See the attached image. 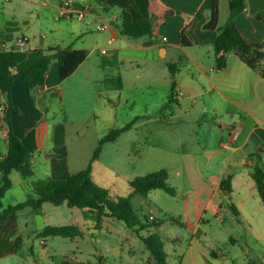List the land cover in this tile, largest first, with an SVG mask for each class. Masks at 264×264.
<instances>
[{
	"label": "rangeland",
	"instance_id": "rangeland-1",
	"mask_svg": "<svg viewBox=\"0 0 264 264\" xmlns=\"http://www.w3.org/2000/svg\"><path fill=\"white\" fill-rule=\"evenodd\" d=\"M42 21L48 34L57 29L54 22ZM61 25L56 38H71L65 43L87 49L86 69L64 81L58 78L59 85L46 94L49 113L35 105L43 100L33 94L31 106L21 102L18 109H11L9 121L31 152L34 169L32 178L23 179L20 174L18 178L33 189L35 183L47 179L50 157L53 164L65 166L69 173L80 172L91 162L103 137L133 123L116 141L103 146L99 160L92 163L91 175L96 185L119 198L130 194V182L135 178L167 172V184L175 190V196L158 189L147 198H132L131 204L141 224L152 223L151 217L160 222L158 228L147 231L160 235L168 263L264 264V206L250 176L253 168L234 172L242 183L234 184L232 198L218 187L220 179L230 173L224 170L223 157L229 149L219 147L220 131L212 117L204 115L211 107L210 96L205 94L194 106L189 101L163 104L164 81L153 82L147 75V63L130 68L128 62L120 61V56L110 57V51L121 45L119 41L109 44L100 31L81 36L85 23L77 19H62ZM94 46L96 50H92ZM103 50L109 53L104 55ZM109 65L124 73L122 91H114L100 81L101 68ZM175 65L183 79L191 82L192 75H186L184 61L178 60ZM87 68L91 70L90 77ZM17 99L21 100V96ZM3 130L0 120V155L8 149ZM215 151L216 160L208 162V156ZM23 199L18 185L8 193L4 204L13 205ZM232 205L240 212L238 216ZM46 213L52 224L78 225L83 211L47 203L41 219ZM136 230L122 221L105 218L100 229L90 228L82 239L47 237L43 248L41 239L33 237L32 251L21 248L18 257L2 259L0 264H62L65 257L83 264H156Z\"/></svg>",
	"mask_w": 264,
	"mask_h": 264
},
{
	"label": "crops",
	"instance_id": "crops-1",
	"mask_svg": "<svg viewBox=\"0 0 264 264\" xmlns=\"http://www.w3.org/2000/svg\"><path fill=\"white\" fill-rule=\"evenodd\" d=\"M67 1L0 0V51L12 49L47 50L68 47L87 51L85 47H78L76 43H65L69 42L71 38L68 41L60 37L56 38L57 30L63 28L62 19L84 21V34H81L84 37L93 35L94 31H100L99 27L106 24L107 28L100 31L104 32L102 35H105L106 41L109 44H114L117 41L121 43L120 46L110 51V57L120 56V61L128 62L130 68L147 63L149 68L147 75L152 78L153 82L158 81L157 79L164 81L162 83L166 91L162 96L166 102L164 101L163 104H172L169 102V97L173 83L175 84L173 100L177 104L180 101H189L194 106L201 103L205 94L210 96L211 107L204 115H210L217 130L220 131L222 141L219 147L223 150L229 149L223 156L226 166L224 170L230 172L227 178L230 180L231 193L224 192L226 195L232 198L234 184L239 186L242 183L234 172H240L244 167L254 169L257 164L264 168V79L247 67L234 53L225 54L226 67L224 69L217 68V58L223 54L217 55L214 51L218 33L204 29L210 19L213 0H134L138 12L131 9L129 0H70L69 13L63 7ZM245 2L246 9L236 18V27L248 43L264 44V0H245ZM218 3L219 25L224 26L230 16V0H218ZM124 11L131 12L135 21L150 19L154 28V36L150 39H131L123 35L122 14ZM80 12L85 13L82 20L76 16ZM42 18L54 22L57 29L48 34L45 31L47 28H44ZM183 30L191 43L189 47L182 46L181 33ZM20 41L24 44L21 45ZM96 49V46L92 48V50ZM108 53L103 50L104 55ZM178 60L184 61L183 68L186 75H192L191 82L183 79L181 71L174 76L171 74L169 66H174ZM87 61L74 74L86 69L84 67ZM101 69L103 75L100 81L119 79L122 82V89L112 88V90L122 91L124 73L114 65L104 66ZM90 75L91 70L87 68V76L90 77ZM58 78V63L54 60L44 87L31 89L23 80L17 79L12 89V108L20 107L21 102L26 103V106H31L30 97L33 94L37 99L43 100L40 105L39 101L35 105L49 113L45 104L46 94L59 85L60 78ZM19 95L21 100L17 99ZM11 129L14 135L20 139L12 121ZM3 136L8 148L5 132H3ZM35 140V144L38 146L36 136ZM6 153L7 151L0 155V160ZM216 157V151L212 152L208 156V162L216 160ZM53 161L54 159L50 157L48 166L45 167L47 179L58 180L57 177L65 179L68 174H72L65 166H57L53 164ZM31 163L33 165L32 159ZM15 173L17 172L14 171L10 175L13 185L2 199L3 209L10 206L4 204V200L8 193L15 189V186H20V192L24 196L20 202L26 201L32 195V188L18 178L19 173ZM250 176L252 177V175ZM227 178L220 179L218 186L220 191H222V180ZM1 184L0 178V186ZM20 202L16 201L13 205ZM46 207L47 203L39 211L27 207L15 215L8 216L5 220H0V260L18 257L21 248L24 247L32 251L33 237L41 239L40 244L43 248L47 245V237H42L43 230L47 226L59 225L50 223V215L46 218L49 213L45 214V219H41V214L44 213ZM81 214L78 225L69 224L80 227L84 234L83 237L75 239L87 237L91 227L85 221L83 213ZM190 254L191 260L194 262L192 245ZM204 259L209 262L206 256Z\"/></svg>",
	"mask_w": 264,
	"mask_h": 264
},
{
	"label": "trees",
	"instance_id": "trees-1",
	"mask_svg": "<svg viewBox=\"0 0 264 264\" xmlns=\"http://www.w3.org/2000/svg\"><path fill=\"white\" fill-rule=\"evenodd\" d=\"M133 11L138 12V7L134 0H129ZM245 0H230V16L224 26L219 25L220 9L218 0H213L210 19L205 24L204 29L216 31L218 33L214 44V51L218 55L217 68L226 67L225 54L234 53L247 67L260 75L264 79V44L248 43L236 27V18L245 11ZM122 32L131 39H150L154 36V28L150 19L135 21L131 12L124 11L122 14ZM181 43L183 47H189V42L184 30L181 33ZM88 52L84 49L74 50L68 48H50L0 51V102L5 105L3 114L4 130L8 149L6 155L0 160V220L7 219L10 215H15L27 207L35 211L43 208L45 203H50L56 207L67 205L69 208L83 211L85 221L90 228L100 229L104 218H113L122 221L128 228L135 230L140 239L145 244L150 255L156 264H169L164 251L163 241L157 232L147 231L151 227L158 228L160 222L153 220L150 224H141L136 218L132 208L131 199L138 196L147 198L154 190H163L175 196V190L167 184L168 176L165 170L144 177H137L130 182L131 192L126 197L113 198L107 190L96 185L91 175L92 163L99 160L103 146L116 141L121 134L128 131L133 123L127 124L124 128L116 129L103 137L93 154L92 160L86 169L68 174L65 179H46L33 185L32 195L24 202L10 205L3 209L2 199L12 188L10 175L18 172L23 179H30L34 176V169L31 163V152L22 144L11 129L10 111L12 89L17 79L23 80L31 89L44 87L52 62L58 63L59 78L61 81L71 77L75 71L87 60ZM171 74L174 76L178 72V67L169 66ZM107 86L111 89L121 90V80H107ZM173 88L169 102L174 103ZM252 177L255 188L264 206V168L257 164L253 169ZM229 178L222 180L221 189L231 193L229 188ZM233 213L238 216L239 212L234 205L231 206ZM91 223V224H90ZM142 232V234H140ZM80 227L74 225L47 226L42 237H64L75 239L83 237ZM214 256L215 253L211 252ZM62 264H83L65 257Z\"/></svg>",
	"mask_w": 264,
	"mask_h": 264
},
{
	"label": "built area",
	"instance_id": "built-area-1",
	"mask_svg": "<svg viewBox=\"0 0 264 264\" xmlns=\"http://www.w3.org/2000/svg\"><path fill=\"white\" fill-rule=\"evenodd\" d=\"M70 0H68L64 5H63V7H64V9L66 10V11H68V13L70 12ZM85 13L84 12H80V13H77L76 14V16H77V18L78 19H84V15ZM107 28V25L105 24V25H102V26H100L99 27V30L100 31H103V30H105ZM20 44L21 45H23L24 44V42H22V41H20ZM4 110H5V105L3 104V102H0V112H1V121L4 123V121H3V114H4ZM151 220L153 221V220H155V218L154 217H151Z\"/></svg>",
	"mask_w": 264,
	"mask_h": 264
},
{
	"label": "water",
	"instance_id": "water-1",
	"mask_svg": "<svg viewBox=\"0 0 264 264\" xmlns=\"http://www.w3.org/2000/svg\"><path fill=\"white\" fill-rule=\"evenodd\" d=\"M223 53V52H222Z\"/></svg>",
	"mask_w": 264,
	"mask_h": 264
}]
</instances>
